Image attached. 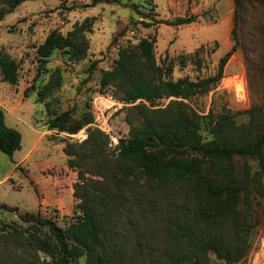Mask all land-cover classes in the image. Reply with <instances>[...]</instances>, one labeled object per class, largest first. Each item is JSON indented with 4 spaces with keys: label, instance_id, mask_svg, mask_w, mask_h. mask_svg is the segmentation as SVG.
<instances>
[{
    "label": "trees",
    "instance_id": "trees-1",
    "mask_svg": "<svg viewBox=\"0 0 264 264\" xmlns=\"http://www.w3.org/2000/svg\"><path fill=\"white\" fill-rule=\"evenodd\" d=\"M23 1L0 0V18ZM233 1L231 32L235 35L244 0ZM194 18L178 16L166 23L187 24ZM89 28L90 20L85 18L66 34L50 31L36 45L38 68L48 62L55 49L65 50L70 58L84 57L89 48L85 35ZM154 42V38L141 39L136 52L120 48L112 68L101 73L102 92L113 86L125 102L140 99L130 106L137 121L131 125L129 137L120 138L111 148L107 133L88 127L82 142L64 147L70 156L69 167L78 169L73 193L80 198L79 226L65 233L50 217L20 213L25 226L9 223L1 228L7 244L0 245V251L4 248L11 252V264H38V251L49 256V260H42L46 264H77L80 259L82 264H204L209 252L229 264H238L246 255L250 231L258 221L255 203L260 204V198L264 201V113L237 123L234 113L197 114L184 101L217 85L236 42L219 58L214 74L194 81L172 79V66L155 61ZM94 65H90V71ZM0 74L3 81H17L16 60L2 50ZM58 85L57 75L42 90L50 92ZM163 96L175 99L163 107H152ZM69 113L65 110L50 118L49 127L74 133L93 121L89 111L78 119ZM20 143L19 131L5 124L0 108V150L12 154ZM236 157L251 158L257 167L252 169L246 162L238 173L234 166ZM140 179L158 187L184 189L188 201L171 214L162 215L158 223L150 220V207L139 206L141 220L136 224L126 207L124 186ZM240 203L245 208L243 215ZM0 210L14 212L18 207L0 202ZM122 219L128 222L121 225ZM9 244L19 251L14 253Z\"/></svg>",
    "mask_w": 264,
    "mask_h": 264
},
{
    "label": "rangeland",
    "instance_id": "rangeland-1",
    "mask_svg": "<svg viewBox=\"0 0 264 264\" xmlns=\"http://www.w3.org/2000/svg\"><path fill=\"white\" fill-rule=\"evenodd\" d=\"M127 4H135L131 8ZM233 0H25L0 18V50L16 60L17 81H3L0 74V108L7 126L19 131L20 147L12 154L0 150V202L17 206L10 212L0 210V245L2 225L20 224V213H39L50 217L65 233L78 227L82 210L80 198L74 195L78 169L69 167L64 147L82 142L88 127H98L109 136L113 148L120 138H128L136 118L130 106L113 86L101 91V73L112 68L120 48L136 46L143 38H154L153 54L157 64H170L172 79L197 80L216 72L219 58L235 49L223 67V76L215 87L195 93L184 101L197 114L208 112L234 113L237 123L248 122L264 113V0H244L234 26ZM193 15V21L181 25L166 22L178 16ZM90 20L85 35L89 48L84 57L70 58L63 49H55L48 62L38 68L36 45L57 30L63 34L76 22ZM144 22L151 23L145 25ZM94 69L89 70L92 63ZM59 76V85L50 92L42 87ZM234 78V79H233ZM243 92L237 93L236 81ZM43 92V93H39ZM174 97L156 99L152 107H163ZM177 99H181L178 97ZM149 104V102H146ZM253 110L250 113L248 110ZM69 110L78 119L89 111L93 121L78 131L68 133L50 128L53 116ZM252 169L257 162L236 157L238 173L245 163ZM89 176V173H86ZM242 177V176H240ZM126 207L130 218L140 223L139 206L151 208L150 220L158 223L162 215L171 214L183 202L187 192L176 187H158L140 179L124 186ZM255 203L257 223L250 231L248 251L238 264H264V201ZM241 214L245 212L239 204ZM131 223V220H129ZM121 225L128 220H120ZM160 238L158 232L155 233ZM69 240V244H71ZM13 252L19 251L9 244ZM8 249L0 251V264H11ZM38 264H46L49 256L38 251ZM80 259L77 264H82ZM204 264H229L212 252Z\"/></svg>",
    "mask_w": 264,
    "mask_h": 264
},
{
    "label": "bare ground",
    "instance_id": "bare-ground-1",
    "mask_svg": "<svg viewBox=\"0 0 264 264\" xmlns=\"http://www.w3.org/2000/svg\"><path fill=\"white\" fill-rule=\"evenodd\" d=\"M234 79V78H233ZM236 90L238 94H241L243 92V85L241 84V81H236ZM264 243V242H263ZM264 245V244H263ZM264 252V251H263Z\"/></svg>",
    "mask_w": 264,
    "mask_h": 264
}]
</instances>
